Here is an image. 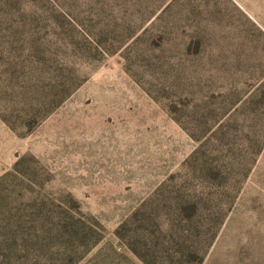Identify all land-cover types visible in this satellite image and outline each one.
I'll use <instances>...</instances> for the list:
<instances>
[{"label": "rangeland", "instance_id": "obj_1", "mask_svg": "<svg viewBox=\"0 0 264 264\" xmlns=\"http://www.w3.org/2000/svg\"><path fill=\"white\" fill-rule=\"evenodd\" d=\"M0 264H264V0H0Z\"/></svg>", "mask_w": 264, "mask_h": 264}]
</instances>
